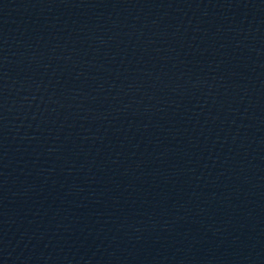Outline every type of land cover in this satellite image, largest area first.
<instances>
[{"label": "water", "instance_id": "1", "mask_svg": "<svg viewBox=\"0 0 264 264\" xmlns=\"http://www.w3.org/2000/svg\"><path fill=\"white\" fill-rule=\"evenodd\" d=\"M0 264H264V0H0Z\"/></svg>", "mask_w": 264, "mask_h": 264}]
</instances>
